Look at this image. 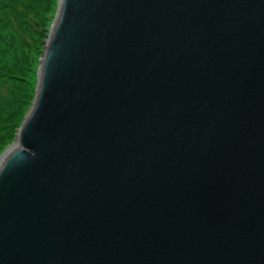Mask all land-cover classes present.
Returning a JSON list of instances; mask_svg holds the SVG:
<instances>
[{
	"label": "water",
	"instance_id": "water-1",
	"mask_svg": "<svg viewBox=\"0 0 264 264\" xmlns=\"http://www.w3.org/2000/svg\"><path fill=\"white\" fill-rule=\"evenodd\" d=\"M0 264H264V0H58Z\"/></svg>",
	"mask_w": 264,
	"mask_h": 264
},
{
	"label": "rangeland",
	"instance_id": "rangeland-1",
	"mask_svg": "<svg viewBox=\"0 0 264 264\" xmlns=\"http://www.w3.org/2000/svg\"><path fill=\"white\" fill-rule=\"evenodd\" d=\"M58 0H0V157L15 146Z\"/></svg>",
	"mask_w": 264,
	"mask_h": 264
}]
</instances>
